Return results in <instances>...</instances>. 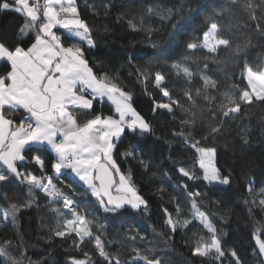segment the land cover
Instances as JSON below:
<instances>
[{"label":"trees","instance_id":"obj_1","mask_svg":"<svg viewBox=\"0 0 264 264\" xmlns=\"http://www.w3.org/2000/svg\"><path fill=\"white\" fill-rule=\"evenodd\" d=\"M7 2L13 4V0ZM75 2L94 46L67 36L64 45L80 47L96 77L130 94L132 106L150 125L151 131L144 134L126 129L113 153L120 171L147 204L124 212L105 211L106 205L66 170L57 176L52 168L55 155L49 148L26 151L19 171L51 177L58 191L79 204L92 236L83 243L75 233L56 236L74 219L72 213L62 201L39 189L30 191L26 181L8 173L9 179L0 182V246L18 264H146L144 257L159 264H237L232 251L239 264H264L256 250V237L264 240V101L254 99L252 104H241L239 113L223 115L233 106H224L225 92L238 100L243 91H251L246 66L264 71V0H236L235 4L230 0ZM217 10L222 11L218 14ZM25 21L13 9L0 8V43L10 49L30 47L38 29L21 35ZM211 22L218 24V34L229 45L216 53L189 49V43H203ZM173 62L187 66L191 77L172 69ZM10 70L9 63H0V76ZM157 71L165 77L160 87L155 84ZM204 76L215 81V87H205ZM162 88L169 97L163 96ZM171 101L179 102L172 104V112L156 107ZM114 114L111 105L99 100L91 110L73 111L80 125L97 115ZM214 127L220 131L212 133ZM198 148L215 150L216 166L228 184H208L203 179ZM36 155L44 160L43 173L33 159ZM180 168L196 178L184 176ZM190 192L200 194L190 197ZM197 210L216 229L225 252L219 260L193 255L197 241L203 246L212 235L196 219ZM4 213H8L7 220ZM169 214L175 231L166 222ZM97 236L107 259L99 255ZM0 264L12 261L0 256Z\"/></svg>","mask_w":264,"mask_h":264},{"label":"snow or ice","instance_id":"obj_2","mask_svg":"<svg viewBox=\"0 0 264 264\" xmlns=\"http://www.w3.org/2000/svg\"><path fill=\"white\" fill-rule=\"evenodd\" d=\"M230 2L235 4L236 0H230ZM0 8L13 9L26 17L20 29L21 35L27 34L33 28L38 29L35 42L31 43L27 49L19 46L10 49L0 43V61L10 63L11 69L6 76L0 77V163L6 166V172H0V182L8 180V173H11L14 177L26 181L30 191L39 189L53 199H62L74 219L68 220L64 225V230H58L55 235L63 237L66 233H75L79 237V243H83L85 237L92 236L85 215L73 207L72 200L52 185L51 177H37L31 173H21L17 162L26 160V151L39 152L41 146L47 145L55 153V163L52 168L57 176L61 173V169H72L79 180L83 181L92 194L99 199L101 205H106L105 211L116 212L125 205L136 209L140 205H146V202L130 184L128 177L120 173L113 159V151L126 128L132 132L138 131L144 134L151 131L150 125L132 107L130 94L122 91L114 83L107 82L106 79H98L87 60L83 58L82 49L75 43L71 46H64L62 37L53 31L54 28L59 27L66 30L69 40L78 38L94 46L89 37L90 29L79 18L75 0H43L42 5L39 0H32V2L13 0V4L4 0L0 3ZM219 11L222 10H217L218 14ZM37 21L40 23L37 24ZM129 24L133 29H137L132 21H129ZM218 31V24L211 22L209 30L203 34V43L199 45L189 43L187 47L189 49L201 47L207 49L209 53H216L219 46L227 47L230 43L228 39L221 37ZM171 67L177 73L182 72L186 77L192 75L189 68L180 62H173ZM246 71L247 84L251 91H243L238 100L225 92L227 103L224 106L233 105L223 112L225 117L229 116V113H239L241 104H252L254 99L264 101V71L254 72L251 67L247 66ZM164 79L161 72L155 73L157 87L161 86ZM203 80L205 87L209 84L215 87V81L210 77L204 76ZM89 90L90 98L85 94ZM162 93L163 96L169 97L166 88H162ZM105 97L114 105L115 116L97 115L82 126L79 125L74 118L73 110H91L95 99L99 98L103 101ZM188 99L191 101L192 96L189 95ZM172 104L179 105V102L161 103L156 107L172 112ZM20 109L25 110L29 116L24 122L13 127L14 122L6 118L5 112L11 113ZM183 123L188 124L189 121L184 120ZM219 131V128L211 129L212 133ZM58 136L61 139L58 140ZM197 151L200 153L199 167L203 169V179L210 183L217 181L228 184L229 180L222 178L219 170L212 164L215 150L198 148ZM33 159L43 173L44 160L40 155L34 156ZM179 171L189 179L196 178L194 173L184 168H180ZM113 172L119 174L118 181ZM44 180L47 181L46 184ZM199 194L198 192L188 193L190 197ZM261 203L264 204V200ZM192 207L196 208L195 203ZM178 212L179 208H177ZM196 215L212 235L210 243H205L203 246H201V241H197L193 255L201 257L211 255L219 260L224 257L225 252L216 236L215 227L204 213L197 210ZM3 217L7 220L8 213H4ZM166 222L172 231H175L171 214ZM184 223L186 225L188 221ZM5 243L10 244L11 241ZM95 243L99 255L107 259L99 236L95 237ZM256 243L259 252L264 254V240L257 236ZM87 255L85 253V256ZM231 255L239 264L236 252L232 251ZM0 256L7 257L12 264H18V261L9 256L4 246H0ZM144 259L146 264H159L158 261H150L147 257ZM75 264H86V262L76 261Z\"/></svg>","mask_w":264,"mask_h":264},{"label":"crops","instance_id":"obj_3","mask_svg":"<svg viewBox=\"0 0 264 264\" xmlns=\"http://www.w3.org/2000/svg\"><path fill=\"white\" fill-rule=\"evenodd\" d=\"M30 2H32V1H30ZM39 2H40V4L42 5L43 4V0H39ZM75 6H76V8H77V5H76V2H75ZM77 11H78V9H77ZM41 13H42V9H41ZM79 14V13H78ZM41 17L43 18V16L41 15ZM79 18H80V16H79ZM53 31L54 32H56L57 33V35H60L61 37H62V43H64L63 42V38L65 37V36H67L66 35V30H64V29H61V28H59V27H57V28H54L53 29ZM89 37H90V33H89ZM76 40H78V41H80L78 38H76ZM92 40V39H91ZM80 42H82V43H84V44H87V45H89L88 44V42L85 40V41H80ZM64 46H66L67 47V45H64ZM90 46V45H89ZM84 58V57H83ZM1 62H3V61H0V63ZM9 65H10V63H9ZM90 67V66H89ZM91 68V67H90ZM7 74H5V75H1L0 77H4V76H6ZM99 98H97V99H95L94 101H93V106H94V103L96 102V100H98ZM104 99H106V103L108 104V105H111L113 108H114V105H112V103H111V101H108L107 100V98L105 97ZM104 103V102H103ZM131 103V102H130ZM73 111H75V110H73ZM88 111V110H87ZM21 115H23V117L21 116ZM5 116H6V118L7 119H10V120H12L14 123H13V127H15V126H18L21 122H23L24 121V118H25V116H26V111L25 110H23V109H20V110H16V111H13V112H11V113H8L7 111L5 112ZM113 116H115V114L113 115ZM74 118L76 119V117L74 116ZM76 121H77V123L79 124V121H78V119H76ZM80 125V124H79ZM82 126V125H81ZM58 138V137H57ZM121 138V137H120ZM41 147H46V148H48V146L47 145H44V146H41ZM50 149V148H49ZM54 155H55V153H54ZM18 163H21V162H17V167H18ZM0 169L1 170H5L6 169V166L5 165H3L2 163H0ZM1 170H0V172H1ZM61 170H66V172H68V173H70L79 183H83L85 186H86V184L83 182V181H81V180H79V177H77L74 173H73V171H72V169H69V168H64V169H61ZM98 184V183H97ZM87 187V186H86ZM88 188V187H87ZM89 191L91 192V190L89 189ZM92 193V192H91Z\"/></svg>","mask_w":264,"mask_h":264},{"label":"rangeland","instance_id":"obj_4","mask_svg":"<svg viewBox=\"0 0 264 264\" xmlns=\"http://www.w3.org/2000/svg\"><path fill=\"white\" fill-rule=\"evenodd\" d=\"M30 1H32V0H30ZM218 33H219V31H218ZM91 39V38H90ZM221 46H223V45H221ZM221 46H219V47H221ZM199 48H201V47H199ZM207 50V49H206ZM90 98V97H89ZM132 105V104H131ZM133 108H134V106H132ZM136 110V109H135ZM143 117V116H142ZM144 118V117H143ZM144 120H145V118H144ZM146 121V120H145ZM126 130V129H125ZM115 150V149H114ZM113 153H114V151H113ZM113 159H114V155H113ZM115 160V159H114ZM116 161V160H115ZM117 164V163H116ZM212 164L214 165V167L216 168V169H218L217 168V166H216V157L214 156V158H213V160H212ZM118 166V165H117ZM202 171H203V169H202ZM74 174H75V172H73ZM120 173H122V174H124L122 171H120ZM219 174H220V172H219ZM76 175V174H75ZM125 175V174H124ZM115 176H116V180L118 181L119 180V174H117V173H115ZM126 176V175H125ZM221 176V175H220ZM127 177V176H126ZM129 179V178H128ZM129 182H130V184L132 185V186H134L133 185V183H132V181H130V179H129ZM208 184L210 183L209 181H206ZM210 184H214V185H219V184H222V183H219V182H217V181H213V182H211ZM223 185H226V184H223ZM87 186V185H86ZM88 187V186H87ZM134 188H135V186H134ZM136 189V188H135ZM137 191V190H136ZM137 193H138V191H137ZM139 194V193H138ZM140 195V194H139ZM144 200V199H143ZM146 202V201H145ZM146 204H147V202H146ZM142 207H146V205H140V207L139 208H142ZM132 208V207H131ZM139 208H136V209H139ZM133 209V208H132ZM133 210H135V209H133ZM200 213H202V212H200ZM196 219L197 220H200V218L196 215ZM96 244V243H95ZM102 244V243H101Z\"/></svg>","mask_w":264,"mask_h":264},{"label":"built area","instance_id":"obj_5","mask_svg":"<svg viewBox=\"0 0 264 264\" xmlns=\"http://www.w3.org/2000/svg\"><path fill=\"white\" fill-rule=\"evenodd\" d=\"M85 94L87 95V96H91V94H90V90L89 91H86L85 92ZM99 101L100 102H105L106 100L105 99H103V101H101L100 99H99ZM29 116V114L26 112V116H25V118L26 117H28ZM25 118H24V121H25ZM23 121V122H24ZM127 129V128H126ZM58 140L59 139H61V137L60 136H58V138H57ZM53 185V184H52ZM54 186V185H53ZM60 193H61V191H59ZM44 193V192H43ZM45 194V193H44ZM45 195H47V194H45ZM64 195V194H63ZM48 196V195H47ZM65 196V195H64ZM49 197V196H48ZM67 197V196H66ZM51 199H53L52 197H50ZM67 198H69V197H67ZM70 199V198H69ZM55 200H59V201H62L63 202V200L62 199H60V198H56ZM70 200H72L73 201V207H75V208H79V204H77L72 198L70 199ZM63 205H64V203H63ZM64 207H65V205H64ZM66 208V207H65ZM67 210H69L68 208H66Z\"/></svg>","mask_w":264,"mask_h":264},{"label":"water","instance_id":"obj_6","mask_svg":"<svg viewBox=\"0 0 264 264\" xmlns=\"http://www.w3.org/2000/svg\"><path fill=\"white\" fill-rule=\"evenodd\" d=\"M113 175H114V177H115V173H114V172H113ZM115 179H116V177H115ZM97 183H99V182L97 181ZM106 199H107V198L105 197V200H106ZM130 208H131L130 205H125L123 208L119 209L118 211H119V212H124L125 210H129ZM256 250L258 251V254H259V256L261 257V259L264 260V254H261V253L259 252V247H258L257 243H256Z\"/></svg>","mask_w":264,"mask_h":264}]
</instances>
